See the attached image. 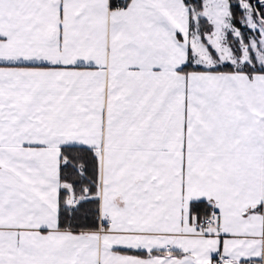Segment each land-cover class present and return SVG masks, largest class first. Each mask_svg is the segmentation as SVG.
I'll return each mask as SVG.
<instances>
[{
	"label": "crops",
	"instance_id": "0c3cea01",
	"mask_svg": "<svg viewBox=\"0 0 264 264\" xmlns=\"http://www.w3.org/2000/svg\"><path fill=\"white\" fill-rule=\"evenodd\" d=\"M207 43L182 0H0V264H264V73ZM65 146L98 157L97 230L58 227Z\"/></svg>",
	"mask_w": 264,
	"mask_h": 264
},
{
	"label": "trees",
	"instance_id": "16d2710c",
	"mask_svg": "<svg viewBox=\"0 0 264 264\" xmlns=\"http://www.w3.org/2000/svg\"><path fill=\"white\" fill-rule=\"evenodd\" d=\"M130 0H109L111 9L124 8ZM188 7L190 14V32L196 34L200 41L206 44L205 33L210 31V25L207 20L202 17L203 9L202 0H182ZM230 9V23L236 28L242 29L244 38L248 34L254 33L246 29L241 24L243 19V11L240 1H246L253 6L254 12L259 22L264 27V16L261 12V5L264 0H228ZM264 33V31H263ZM264 40V36H263ZM211 55L214 52L209 49ZM264 55V47H263ZM196 69L193 66L191 54L188 63L183 70ZM201 69V68H199ZM219 71H231L235 68L224 64L212 68ZM248 73L261 72L264 73V59L262 63L252 61L244 62L242 68H236ZM59 180L62 184H67L71 188V199L69 193L65 190L60 191L58 202V227L71 231H92L99 228V201L97 197L99 184V160L90 148L84 146H65L61 148V161L59 166ZM85 192H87L85 194ZM73 197L79 198L77 203L73 202ZM192 214L199 217V220L207 213L209 207L204 202H193L191 204ZM136 254V253H135ZM140 254V253H139ZM140 255H143L142 253Z\"/></svg>",
	"mask_w": 264,
	"mask_h": 264
},
{
	"label": "rangeland",
	"instance_id": "374dc122",
	"mask_svg": "<svg viewBox=\"0 0 264 264\" xmlns=\"http://www.w3.org/2000/svg\"><path fill=\"white\" fill-rule=\"evenodd\" d=\"M226 2L227 0H204L206 15H209V17L212 18L214 25V31L211 32V35H209L210 31L207 32V37L209 38L208 43H206L208 44L209 49L214 52V54L210 55V59L209 56L205 54L206 56H208V58L207 60L201 59L202 65L206 67H217L227 64L228 66L236 69L242 68L244 62L250 63L252 59L257 63H262L264 59V55L262 52L264 47V33L258 32V34H253L251 36L252 38H249V40H247V44H244L246 40L243 42V38H235L237 36H235L236 34L233 32V30H230L231 28L229 27V25H226L224 27V25L222 24V10L225 7ZM241 4V8H244L243 12L245 11L246 13V15L243 16L247 18L248 25L252 27V29L255 28V22L258 24L257 20L254 21L253 18H251L249 9L245 10L247 4L244 2H242ZM221 26L222 28L220 29ZM254 31L255 29L252 32Z\"/></svg>",
	"mask_w": 264,
	"mask_h": 264
},
{
	"label": "built area",
	"instance_id": "2783aa9c",
	"mask_svg": "<svg viewBox=\"0 0 264 264\" xmlns=\"http://www.w3.org/2000/svg\"><path fill=\"white\" fill-rule=\"evenodd\" d=\"M261 12L264 16V3L261 5ZM73 202L77 203L78 198L74 197ZM220 221V212L219 210L210 207L207 211V213L199 220L198 224L202 229L205 230H217L219 226ZM215 258L219 264H227L228 258L226 256H223L220 254V252H217L215 254Z\"/></svg>",
	"mask_w": 264,
	"mask_h": 264
},
{
	"label": "water",
	"instance_id": "95a60500",
	"mask_svg": "<svg viewBox=\"0 0 264 264\" xmlns=\"http://www.w3.org/2000/svg\"><path fill=\"white\" fill-rule=\"evenodd\" d=\"M87 192H85V194H86Z\"/></svg>",
	"mask_w": 264,
	"mask_h": 264
}]
</instances>
